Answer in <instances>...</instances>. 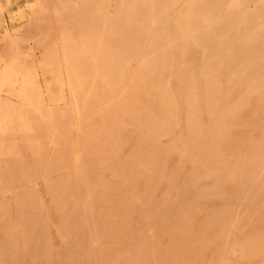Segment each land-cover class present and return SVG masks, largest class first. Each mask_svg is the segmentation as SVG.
<instances>
[{
	"label": "rangeland",
	"instance_id": "rangeland-1",
	"mask_svg": "<svg viewBox=\"0 0 264 264\" xmlns=\"http://www.w3.org/2000/svg\"><path fill=\"white\" fill-rule=\"evenodd\" d=\"M54 1L0 0V264H264V0Z\"/></svg>",
	"mask_w": 264,
	"mask_h": 264
},
{
	"label": "bare ground",
	"instance_id": "bare-ground-1",
	"mask_svg": "<svg viewBox=\"0 0 264 264\" xmlns=\"http://www.w3.org/2000/svg\"><path fill=\"white\" fill-rule=\"evenodd\" d=\"M48 1V0H47ZM54 1V0H53ZM54 2H56V1H54ZM229 2V1H228ZM243 2V1H242ZM247 2V1H246ZM253 2V1H252ZM47 3V2H46ZM255 3V2H254ZM54 4V3H53ZM168 4V3H167ZM169 5V4H168ZM45 6H47V5H45ZM164 6H166V5H164ZM55 7V6H54ZM53 9V8H52ZM172 9V8H171ZM50 11H51V7H48L47 6V8H46V14H48L49 15V13H50ZM67 11V10H66ZM157 11H159V10H157ZM129 13V12H128ZM230 14V13H229ZM262 14V13H261ZM188 15V14H187ZM217 17V16H216ZM193 21V20H192ZM114 23V22H113ZM81 24V23H80ZM161 24V23H160ZM258 25H260V24H258ZM208 26V25H207ZM222 26V25H221ZM36 27V26H35ZM41 27H42V25H41ZM40 27V28H41ZM239 27V26H238ZM237 27V28H238ZM39 28V27H38ZM54 28V27H53ZM45 29V28H44ZM213 29V28H212ZM234 31V30H233ZM150 35V34H149ZM162 37V36H161ZM206 37V36H205ZM198 42V41H197ZM203 45V44H202ZM232 46V45H231ZM227 47V46H226ZM97 51V50H96ZM222 51V50H221ZM225 52V51H224ZM113 55V54H112ZM71 62V61H70ZM218 63V62H217ZM91 80V79H90ZM94 84V83H93Z\"/></svg>",
	"mask_w": 264,
	"mask_h": 264
}]
</instances>
